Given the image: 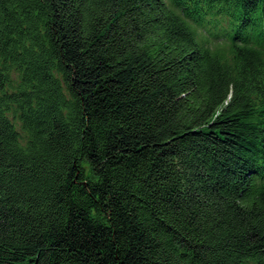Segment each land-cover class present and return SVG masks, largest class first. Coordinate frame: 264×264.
<instances>
[{
    "label": "trees",
    "instance_id": "obj_1",
    "mask_svg": "<svg viewBox=\"0 0 264 264\" xmlns=\"http://www.w3.org/2000/svg\"><path fill=\"white\" fill-rule=\"evenodd\" d=\"M0 264H264V0H0Z\"/></svg>",
    "mask_w": 264,
    "mask_h": 264
}]
</instances>
